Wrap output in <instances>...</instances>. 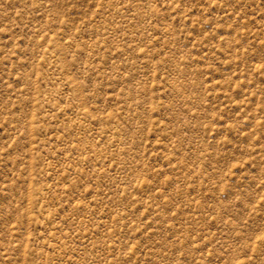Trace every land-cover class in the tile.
I'll return each instance as SVG.
<instances>
[{"label": "rangeland", "instance_id": "obj_1", "mask_svg": "<svg viewBox=\"0 0 264 264\" xmlns=\"http://www.w3.org/2000/svg\"><path fill=\"white\" fill-rule=\"evenodd\" d=\"M0 264H264V0H0Z\"/></svg>", "mask_w": 264, "mask_h": 264}]
</instances>
